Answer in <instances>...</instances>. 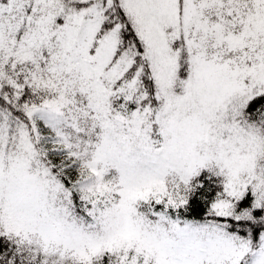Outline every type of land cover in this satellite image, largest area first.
Instances as JSON below:
<instances>
[{
    "label": "snow or ice",
    "instance_id": "1",
    "mask_svg": "<svg viewBox=\"0 0 264 264\" xmlns=\"http://www.w3.org/2000/svg\"><path fill=\"white\" fill-rule=\"evenodd\" d=\"M0 264H264V0H0Z\"/></svg>",
    "mask_w": 264,
    "mask_h": 264
}]
</instances>
